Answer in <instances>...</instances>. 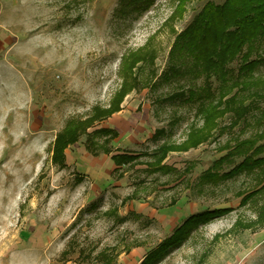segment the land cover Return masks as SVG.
<instances>
[{
  "label": "rangeland",
  "instance_id": "1",
  "mask_svg": "<svg viewBox=\"0 0 264 264\" xmlns=\"http://www.w3.org/2000/svg\"><path fill=\"white\" fill-rule=\"evenodd\" d=\"M225 1L180 11L178 0H156L125 12L123 0H0V264H142L147 256L145 264H264V227H250L264 216V171L202 181L242 162L213 166L229 143L252 136L258 110L197 148L170 152L169 172L147 170L162 142L182 144L203 125L186 99L203 77L191 56L171 53L207 3ZM135 60L130 77L125 64ZM122 88L121 111L101 121ZM72 123L84 126L58 164L56 141ZM99 128L116 130L113 152L138 162L115 170L111 155L90 153L88 134ZM160 129L166 136L153 140ZM221 209L151 259L191 216Z\"/></svg>",
  "mask_w": 264,
  "mask_h": 264
},
{
  "label": "trees",
  "instance_id": "2",
  "mask_svg": "<svg viewBox=\"0 0 264 264\" xmlns=\"http://www.w3.org/2000/svg\"><path fill=\"white\" fill-rule=\"evenodd\" d=\"M155 1L123 0V9L125 12L146 10ZM193 1L199 0H178V9L185 11L187 4ZM174 49L182 52V55L191 56L193 74L195 77H203V84L189 88L186 98L188 101L197 103L196 114L202 120L203 125L198 128L194 126L182 144L171 140L162 142L151 154L152 162L149 163L147 170L155 173L169 172L171 169L164 161L170 152L197 148L214 137L217 130L220 135H223L228 129H233L242 122H248L253 111L258 110L259 114H254L256 129L252 136L238 139L234 146L229 143V152L213 166L228 158H243L242 162L224 175L212 172L211 169L203 176L202 181L217 184L224 180L226 175L257 169L264 171V156H261L264 152V143L259 144L264 140V108L260 106V103L257 104L258 100L264 101V0H226L221 5L207 3L192 23L177 36L171 54ZM237 60H239V66L237 70H234L230 66ZM137 62L135 60L128 65L124 63L130 77H132ZM127 93L128 91L122 88L117 94L118 100L115 101L117 104L113 103L117 107L111 104V108L98 112L97 116L102 115L101 121L121 111L118 106L121 105ZM184 93L173 95L170 99L179 95L185 96ZM228 114L233 118L231 124L220 127V120ZM94 121L95 119L91 120V125ZM82 125L69 124L64 133L58 137L54 155L56 163L62 164L63 150L68 144L76 141L75 132ZM118 136L119 133L114 129H96L88 134L86 148L94 156L111 155L116 166L115 170L137 163L140 155L113 152L111 143ZM164 136H166V131L157 130L153 140L159 141ZM260 182L261 180H258V183ZM258 193L259 190L249 193L244 201ZM225 211L221 209L191 216L170 240L152 252L151 259H155L167 248L187 238L193 227L212 217L223 215ZM250 227L263 228L264 216L260 224L257 220L250 224ZM147 258L148 256L142 264L147 263Z\"/></svg>",
  "mask_w": 264,
  "mask_h": 264
}]
</instances>
